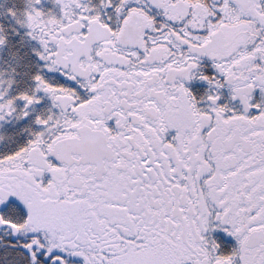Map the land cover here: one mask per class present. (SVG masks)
I'll return each mask as SVG.
<instances>
[{
	"label": "snow or ice",
	"instance_id": "1",
	"mask_svg": "<svg viewBox=\"0 0 264 264\" xmlns=\"http://www.w3.org/2000/svg\"><path fill=\"white\" fill-rule=\"evenodd\" d=\"M0 264H264V0H0Z\"/></svg>",
	"mask_w": 264,
	"mask_h": 264
}]
</instances>
